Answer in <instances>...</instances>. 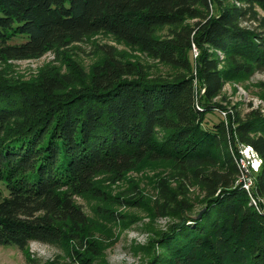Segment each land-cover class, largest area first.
<instances>
[{"label":"trees","instance_id":"trees-1","mask_svg":"<svg viewBox=\"0 0 264 264\" xmlns=\"http://www.w3.org/2000/svg\"><path fill=\"white\" fill-rule=\"evenodd\" d=\"M161 26L172 29L157 38ZM99 32L176 73L149 77L109 47L77 86L47 73L34 86L0 83V245L65 243L73 263L93 264L99 250L73 196L92 191L99 174L170 161L203 189L204 211L193 218L160 182L157 206L179 222L153 263L264 264V115L221 108L225 117L205 125L226 78L264 71V0H0V60L39 58ZM240 144L262 159L256 205L235 184Z\"/></svg>","mask_w":264,"mask_h":264},{"label":"rangeland","instance_id":"rangeland-1","mask_svg":"<svg viewBox=\"0 0 264 264\" xmlns=\"http://www.w3.org/2000/svg\"><path fill=\"white\" fill-rule=\"evenodd\" d=\"M186 22L192 23L193 20ZM171 29L170 26L157 27L154 36H167ZM19 41L14 39L11 42ZM109 47L115 50L121 61L140 63L149 77L168 78L176 73L174 68L152 59L138 47L128 45L109 33L99 32L79 42L53 47L39 58L0 60V83L34 86L42 73H47L52 76L70 75L76 79L77 86L90 76L92 67L103 60ZM217 55L222 61L223 54L218 51ZM195 85L199 91V84ZM213 103L217 107L207 114L206 127L222 118L221 108L232 113L236 111L243 118L254 110L264 115V71L226 78L220 95ZM163 180L179 199H184L190 206L191 216L203 209V189L189 173L186 176L170 161H146L121 178L99 174L92 191L73 196L87 217L89 237L99 250L93 264H156L153 260L163 255L160 240L169 235L179 222L172 210L162 212L157 206L161 203L159 184ZM7 195L5 185L0 183V198ZM258 202L264 206V198H259ZM30 260L36 264H76L72 262L69 245L65 243L31 241L25 250L15 245H0V264H32Z\"/></svg>","mask_w":264,"mask_h":264},{"label":"built area","instance_id":"built-area-1","mask_svg":"<svg viewBox=\"0 0 264 264\" xmlns=\"http://www.w3.org/2000/svg\"><path fill=\"white\" fill-rule=\"evenodd\" d=\"M193 53L195 56L197 55L196 48H193ZM202 92L203 89H201L200 93ZM221 113L225 117L226 112L222 111ZM237 153L238 154L235 156V162L239 170V176L237 177L235 184L240 185L248 193L250 202L256 205L257 202L252 191L254 188L255 173L259 171L262 159L250 145H238Z\"/></svg>","mask_w":264,"mask_h":264},{"label":"water","instance_id":"water-1","mask_svg":"<svg viewBox=\"0 0 264 264\" xmlns=\"http://www.w3.org/2000/svg\"><path fill=\"white\" fill-rule=\"evenodd\" d=\"M203 211H204V209H202L197 215L193 216V218H195V219L200 218Z\"/></svg>","mask_w":264,"mask_h":264}]
</instances>
